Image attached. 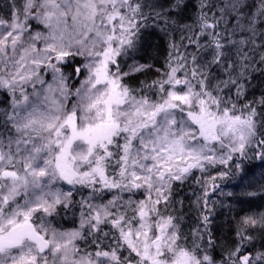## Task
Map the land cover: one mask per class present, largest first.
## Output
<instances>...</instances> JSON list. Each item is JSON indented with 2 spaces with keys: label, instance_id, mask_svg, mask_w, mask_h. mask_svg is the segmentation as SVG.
<instances>
[{
  "label": "snow or ice",
  "instance_id": "6c2138e0",
  "mask_svg": "<svg viewBox=\"0 0 264 264\" xmlns=\"http://www.w3.org/2000/svg\"><path fill=\"white\" fill-rule=\"evenodd\" d=\"M0 95V264H264V0H9Z\"/></svg>",
  "mask_w": 264,
  "mask_h": 264
},
{
  "label": "trees",
  "instance_id": "16d2710c",
  "mask_svg": "<svg viewBox=\"0 0 264 264\" xmlns=\"http://www.w3.org/2000/svg\"><path fill=\"white\" fill-rule=\"evenodd\" d=\"M7 3H9V0H0V10H3L4 6ZM176 38L179 39V35H177ZM153 45L158 46L160 48L161 55L155 56V54L153 53V50H152V46ZM165 49H166V41L164 40V38L162 37L161 34H159L157 31H153L151 33V35L149 36V38H148V47L146 48V51H145V54L143 56L142 62H147L150 59L154 58L158 65H162V63H163V54L165 52ZM145 78L150 80V79L154 78V76H153L152 73H149L147 75V77L141 75V76H138L136 82L138 83L139 80L145 79ZM76 82H78V81H76ZM3 98H4L3 95H0V99H3ZM193 179H195V178H193ZM181 194L183 195L184 193H181ZM77 199H79V197H77ZM184 211H185V213H187V218H186V221H185V229L187 230L190 227L195 226L194 225L195 213L191 212L189 210V200H185ZM216 224H217L216 236L218 237L220 242L223 243L225 241H231L233 239V237L231 236V234L229 232V229H228V226L225 223L224 216L217 217ZM257 250H260V244L259 243H257L255 249H252L253 252H255Z\"/></svg>",
  "mask_w": 264,
  "mask_h": 264
},
{
  "label": "rangeland",
  "instance_id": "374dc122",
  "mask_svg": "<svg viewBox=\"0 0 264 264\" xmlns=\"http://www.w3.org/2000/svg\"><path fill=\"white\" fill-rule=\"evenodd\" d=\"M46 78L50 80L51 79V75L49 74ZM76 86H78V82H76Z\"/></svg>",
  "mask_w": 264,
  "mask_h": 264
}]
</instances>
